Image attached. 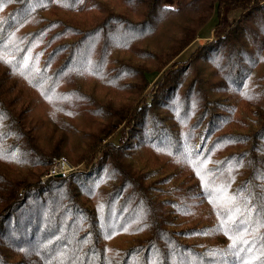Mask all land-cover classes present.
<instances>
[{
  "label": "trees",
  "instance_id": "trees-1",
  "mask_svg": "<svg viewBox=\"0 0 264 264\" xmlns=\"http://www.w3.org/2000/svg\"><path fill=\"white\" fill-rule=\"evenodd\" d=\"M0 264H264V0H0Z\"/></svg>",
  "mask_w": 264,
  "mask_h": 264
},
{
  "label": "rangeland",
  "instance_id": "rangeland-1",
  "mask_svg": "<svg viewBox=\"0 0 264 264\" xmlns=\"http://www.w3.org/2000/svg\"><path fill=\"white\" fill-rule=\"evenodd\" d=\"M169 3L171 1H168ZM238 13V12H236ZM216 22V15L215 13L213 14V16L203 25V27L200 29L199 33H198V36L196 37V39L179 55V59H185L189 56V54L191 53V51L196 47V45H198L199 43H203L205 42L206 40H208L209 38L212 39V30H213V26ZM157 77V76H156ZM156 77L155 79H153V81L156 80ZM152 81V82H153ZM152 84V83H151ZM150 84V85H151ZM149 85V86H150ZM83 165H78V166H75V167H80L82 168ZM70 173V172H69ZM68 174V173H67ZM63 175H66V174H63ZM57 176V175H55Z\"/></svg>",
  "mask_w": 264,
  "mask_h": 264
},
{
  "label": "built area",
  "instance_id": "built-area-1",
  "mask_svg": "<svg viewBox=\"0 0 264 264\" xmlns=\"http://www.w3.org/2000/svg\"><path fill=\"white\" fill-rule=\"evenodd\" d=\"M78 167H75L73 165H71L67 159L63 156H58V157H54L52 159V164L49 168V170L47 171V173L42 177V179H46L48 177L57 175L59 173L61 174H67L75 169H77Z\"/></svg>",
  "mask_w": 264,
  "mask_h": 264
},
{
  "label": "water",
  "instance_id": "water-1",
  "mask_svg": "<svg viewBox=\"0 0 264 264\" xmlns=\"http://www.w3.org/2000/svg\"><path fill=\"white\" fill-rule=\"evenodd\" d=\"M57 176H63V174L59 173V174H57Z\"/></svg>",
  "mask_w": 264,
  "mask_h": 264
}]
</instances>
